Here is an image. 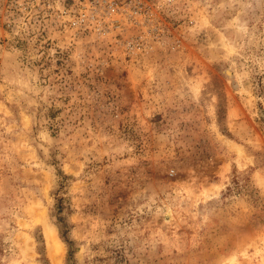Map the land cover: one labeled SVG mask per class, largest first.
I'll return each mask as SVG.
<instances>
[{"label":"rangeland","instance_id":"obj_1","mask_svg":"<svg viewBox=\"0 0 264 264\" xmlns=\"http://www.w3.org/2000/svg\"><path fill=\"white\" fill-rule=\"evenodd\" d=\"M66 9L0 0V264H264V0Z\"/></svg>","mask_w":264,"mask_h":264},{"label":"built area","instance_id":"obj_2","mask_svg":"<svg viewBox=\"0 0 264 264\" xmlns=\"http://www.w3.org/2000/svg\"><path fill=\"white\" fill-rule=\"evenodd\" d=\"M60 2L68 15L81 25L100 26L105 22L118 20L124 5L137 0H50ZM140 1V0H139Z\"/></svg>","mask_w":264,"mask_h":264},{"label":"bare ground","instance_id":"obj_3","mask_svg":"<svg viewBox=\"0 0 264 264\" xmlns=\"http://www.w3.org/2000/svg\"><path fill=\"white\" fill-rule=\"evenodd\" d=\"M53 253L55 254V253H58L57 251H53ZM59 258V257H58Z\"/></svg>","mask_w":264,"mask_h":264}]
</instances>
